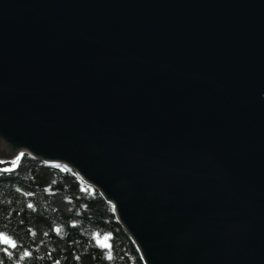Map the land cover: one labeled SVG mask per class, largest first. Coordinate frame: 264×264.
<instances>
[{"label": "water", "instance_id": "1", "mask_svg": "<svg viewBox=\"0 0 264 264\" xmlns=\"http://www.w3.org/2000/svg\"><path fill=\"white\" fill-rule=\"evenodd\" d=\"M23 154L145 264H264V0H0V169Z\"/></svg>", "mask_w": 264, "mask_h": 264}, {"label": "trees", "instance_id": "2", "mask_svg": "<svg viewBox=\"0 0 264 264\" xmlns=\"http://www.w3.org/2000/svg\"><path fill=\"white\" fill-rule=\"evenodd\" d=\"M0 236L17 244L5 252L0 241V264H145L98 190L28 154L0 169Z\"/></svg>", "mask_w": 264, "mask_h": 264}, {"label": "snow or ice", "instance_id": "3", "mask_svg": "<svg viewBox=\"0 0 264 264\" xmlns=\"http://www.w3.org/2000/svg\"><path fill=\"white\" fill-rule=\"evenodd\" d=\"M17 163H18V160L12 162L13 168L16 166ZM10 170L11 169H5V171H10ZM29 207H31V205H29ZM0 241H3L5 245V248H4L5 252H9V248L7 247L8 245L11 246V249H15L17 247V244L13 241H10L7 236H0ZM25 255L27 256L28 253H25ZM109 259H111V254L109 255Z\"/></svg>", "mask_w": 264, "mask_h": 264}]
</instances>
